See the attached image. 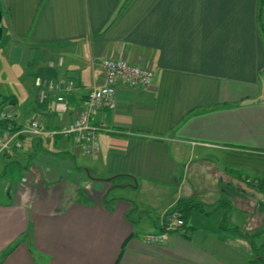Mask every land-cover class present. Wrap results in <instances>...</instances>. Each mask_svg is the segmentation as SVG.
I'll return each instance as SVG.
<instances>
[{"label": "crops", "instance_id": "0c3cea01", "mask_svg": "<svg viewBox=\"0 0 264 264\" xmlns=\"http://www.w3.org/2000/svg\"><path fill=\"white\" fill-rule=\"evenodd\" d=\"M0 6V105L14 106L19 124L70 125L103 83L107 58L154 69L148 90L118 84L117 110L96 118L107 127L98 133L97 155L58 136L27 138L0 161V264H39L35 253L45 264H261L251 253L264 229V222L253 224L264 214L256 219L251 206L259 197L254 182L264 181V0ZM7 69L20 87L8 86ZM37 77L74 81L67 113L56 111L61 93L41 100ZM82 156L93 162L81 163ZM118 189L140 197H122ZM183 199L215 211L220 222L228 207L222 202H233L228 227L238 232L219 222L207 227L211 216L199 208L186 235L166 233L163 217ZM160 234L166 244L146 242Z\"/></svg>", "mask_w": 264, "mask_h": 264}, {"label": "built area", "instance_id": "2783aa9c", "mask_svg": "<svg viewBox=\"0 0 264 264\" xmlns=\"http://www.w3.org/2000/svg\"><path fill=\"white\" fill-rule=\"evenodd\" d=\"M104 81L94 87L84 105L75 113L74 121L59 130H46L41 121L35 119L28 124H19L16 119L17 110L11 105H0V156L13 157L18 150L26 145L27 138H42L54 140L61 136L65 139L74 137L76 144L87 156H95L99 152L98 133L107 127L102 123L96 125V118L103 110H117L118 84L125 83L133 89L148 90L152 87L154 69L149 64H134L123 59L107 58L102 62ZM35 85L41 92V100L49 93H61L57 97L56 111L60 114L68 112L69 104L66 96L76 92L74 81H54L49 78L37 77ZM163 229L167 232H177L186 235V221L181 213L172 210L163 217ZM148 244H166V235H149Z\"/></svg>", "mask_w": 264, "mask_h": 264}, {"label": "rangeland", "instance_id": "374dc122", "mask_svg": "<svg viewBox=\"0 0 264 264\" xmlns=\"http://www.w3.org/2000/svg\"><path fill=\"white\" fill-rule=\"evenodd\" d=\"M4 39H5V35H4V37H3ZM3 39V42H2V44H1V46H0V60L1 61H3V57H2V50H3V47H4V40ZM5 67H7V65L5 66ZM8 70V72H9V77H10V79H9V87H11V88H13V87H20L19 86V79H18V75H15L16 73H13L12 71L10 72V70L9 69H7ZM37 88V87H36ZM4 91H6V89L4 90ZM39 91V90H38ZM39 95H41V92H39ZM5 158V156H0V161L1 160H3ZM88 162H93V158H89V157H86V156H82L81 157V163H88ZM3 168V170H0L1 172H2V174H1V176L2 175H4V172L3 171H5V167H2ZM9 172H12V171H9ZM253 190H255L258 194H259V197H258V195H257V197L255 196V195H250V196H252L253 197V199H254V201H253V204H252V208L253 209H251L252 211H253V216H255L256 215V219L258 218V217H260L261 216V214H264L263 212H264V208L261 206V204H264V194L262 193V192H260V191H257V189L254 187V188H252ZM225 190L227 191L228 189L227 188H225ZM255 191H253V192H255ZM119 195H121L122 197H126V198H128V199H138V197H140V194H139V192H137V191H134L133 189H128L127 191L125 190V191H123V190H119L118 189V192H117ZM236 194H237V192H235ZM247 195H249L248 193H246ZM112 195H113V193H112ZM228 196H229V194H228ZM230 197V199L232 198V196H229ZM230 205L231 206H233V202L232 203H230ZM204 210V209H203ZM227 209L225 208L224 209V211L223 212H225ZM210 210H204V211H201V210H198V213H200V214H204L205 212H207V214L208 215H206V216H211V219H212V221L210 222V221H208L209 223H207L208 225H207V227L209 226V227H211V225H216V223L217 222H219L221 225H220V227L223 225V221H221L220 222V220L221 219H223L220 215H213L214 214V212L213 211H210ZM195 213V212H194ZM206 214V213H205ZM222 214H224V213H222ZM197 215V214H196ZM213 216V217H212ZM194 218L195 217H191V221L192 222H194ZM218 218H219V221H218ZM225 218V217H224ZM202 222L203 221H198V224H199V226H201V224H202ZM264 222V219H262L261 221H259V220H257V222L256 223H254L253 225L256 227L257 226V228H259L260 227V225L259 224H262ZM195 224L194 225H196V222H194ZM261 227H263V225H261ZM191 228V227H190ZM251 231V232H250ZM249 231V233H252V232H254L255 230H253V229H251ZM262 231H263V234L262 235H259V236H256L255 237V239H256V246H257V250L255 251V250H253V252L251 253L252 254V256H253V259L254 260H259V259H261L262 261H264V255H262V254H264V250L262 249V251H259V248H260V250H261V248H264V229L262 228ZM241 237V236H240ZM243 238V237H242ZM254 239V240H255ZM241 253H243L244 254V252H241ZM260 255V256H259ZM35 259H36V261L39 263V264H45L47 261H45V260H43L41 257H40V255L38 254V253H35ZM259 264V263H258Z\"/></svg>", "mask_w": 264, "mask_h": 264}, {"label": "trees", "instance_id": "16d2710c", "mask_svg": "<svg viewBox=\"0 0 264 264\" xmlns=\"http://www.w3.org/2000/svg\"><path fill=\"white\" fill-rule=\"evenodd\" d=\"M3 105H5V104L4 103L1 104V106H3ZM5 158L6 159H11L10 157H5ZM253 187H255L257 189V191H260V192H262L264 194V181H258L256 183L254 182V186ZM225 204L228 205V207H227V210H226L225 218L223 220V225H222L221 229H225V230H229V231H233V232H238L237 228H234L232 230V228L228 227L229 226V224H228V216L230 215V212L232 211V209H231L232 207L230 206V203L226 202L225 200L222 202L221 206H224ZM261 206L264 208V204H261ZM199 208H200L201 211H204L202 209L203 206L201 204L195 203L194 200H191V199H183V200H181L179 202L178 206L174 210L179 211L181 213L182 217L184 218V220L186 222H188L189 219L191 218L192 210L193 209H199ZM219 208H220V206H219ZM187 224L188 223H186V225ZM187 229H189L188 226H187ZM246 236H247V238H250V242H251V239H254V237L256 235H251V236L246 235ZM252 245H253V243H252ZM252 249L255 250V251L257 250L255 245L252 246ZM10 253L11 252L6 253V255L4 257L6 258Z\"/></svg>", "mask_w": 264, "mask_h": 264}, {"label": "water", "instance_id": "95a60500", "mask_svg": "<svg viewBox=\"0 0 264 264\" xmlns=\"http://www.w3.org/2000/svg\"><path fill=\"white\" fill-rule=\"evenodd\" d=\"M2 10H1V6H0V45L3 39V32H4V28H3V21H2ZM109 181V180H106Z\"/></svg>", "mask_w": 264, "mask_h": 264}, {"label": "flooded vegetation", "instance_id": "af4514ba", "mask_svg": "<svg viewBox=\"0 0 264 264\" xmlns=\"http://www.w3.org/2000/svg\"><path fill=\"white\" fill-rule=\"evenodd\" d=\"M262 263L264 264V261H261V264H262Z\"/></svg>", "mask_w": 264, "mask_h": 264}]
</instances>
